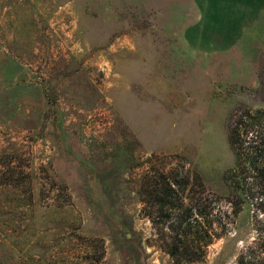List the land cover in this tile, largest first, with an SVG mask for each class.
I'll return each instance as SVG.
<instances>
[{
  "label": "rangeland",
  "instance_id": "374dc122",
  "mask_svg": "<svg viewBox=\"0 0 264 264\" xmlns=\"http://www.w3.org/2000/svg\"><path fill=\"white\" fill-rule=\"evenodd\" d=\"M245 107L264 108V0H0V264H175L178 210L145 213L160 171L220 211L192 264H235L263 215L233 214L222 179Z\"/></svg>",
  "mask_w": 264,
  "mask_h": 264
},
{
  "label": "trees",
  "instance_id": "16d2710c",
  "mask_svg": "<svg viewBox=\"0 0 264 264\" xmlns=\"http://www.w3.org/2000/svg\"><path fill=\"white\" fill-rule=\"evenodd\" d=\"M227 140L234 156V165L224 171L222 179L227 185L232 213L236 214L242 206L254 207L263 214L256 220V240L237 256L235 264H264V108H243L229 115L227 119ZM195 185L203 186L200 175L193 176ZM193 187L189 176H172L171 172L160 171L156 176H145V213L148 216L166 221L174 218L171 226L173 240L166 252L178 264L183 252L188 255L187 263L199 262L206 247L219 234L212 232L214 224L221 223L220 211L201 201L191 199L184 204L186 190ZM202 193V192H200ZM148 205V206H147ZM155 207V211H146ZM173 208L178 211L173 217ZM174 215V214H173ZM258 223V224H257Z\"/></svg>",
  "mask_w": 264,
  "mask_h": 264
}]
</instances>
